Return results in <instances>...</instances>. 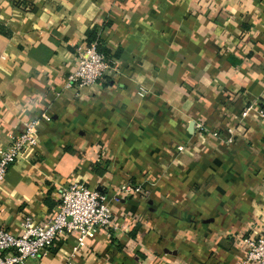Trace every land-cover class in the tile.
Listing matches in <instances>:
<instances>
[{"label": "crops", "instance_id": "obj_1", "mask_svg": "<svg viewBox=\"0 0 264 264\" xmlns=\"http://www.w3.org/2000/svg\"><path fill=\"white\" fill-rule=\"evenodd\" d=\"M96 35L117 73L76 94ZM263 109L264 0H0V148L33 122L40 141L0 184V226L84 183L114 228L29 264H242L264 231Z\"/></svg>", "mask_w": 264, "mask_h": 264}, {"label": "built area", "instance_id": "obj_2", "mask_svg": "<svg viewBox=\"0 0 264 264\" xmlns=\"http://www.w3.org/2000/svg\"><path fill=\"white\" fill-rule=\"evenodd\" d=\"M75 54L77 70L69 75L67 88L76 94L103 83L117 73L116 60L100 53L97 43L83 42L76 47ZM261 117L264 122V109ZM198 127L202 128L200 125ZM214 136L217 137L218 133H214ZM39 144L38 122H33L24 132L14 136L9 146L0 148V184L6 180L9 169L22 154L36 149ZM128 189L136 194L141 193L139 186ZM60 193L56 213L42 223L25 217L19 234L0 226V264H29L49 252L61 237L76 235L77 245L83 246L97 232L114 228L113 214L104 193L84 183L65 186ZM244 245L242 264H264V231L245 238Z\"/></svg>", "mask_w": 264, "mask_h": 264}, {"label": "trees", "instance_id": "obj_3", "mask_svg": "<svg viewBox=\"0 0 264 264\" xmlns=\"http://www.w3.org/2000/svg\"><path fill=\"white\" fill-rule=\"evenodd\" d=\"M87 43L88 44H91V43H97V46H98V50L100 53H102L106 58H118V56L115 54V55H111V52L109 50L106 49L105 45H104V41L98 37V35H96L95 37H89L87 39Z\"/></svg>", "mask_w": 264, "mask_h": 264}]
</instances>
